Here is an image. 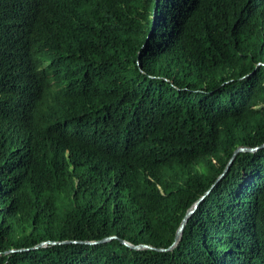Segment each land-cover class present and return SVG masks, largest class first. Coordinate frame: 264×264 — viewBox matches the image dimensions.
<instances>
[{
  "label": "trees",
  "instance_id": "1",
  "mask_svg": "<svg viewBox=\"0 0 264 264\" xmlns=\"http://www.w3.org/2000/svg\"><path fill=\"white\" fill-rule=\"evenodd\" d=\"M262 145L264 0H0V264H264Z\"/></svg>",
  "mask_w": 264,
  "mask_h": 264
},
{
  "label": "water",
  "instance_id": "2",
  "mask_svg": "<svg viewBox=\"0 0 264 264\" xmlns=\"http://www.w3.org/2000/svg\"><path fill=\"white\" fill-rule=\"evenodd\" d=\"M261 147H264V145L260 146V147H255V148H251V147H239L237 150H235V152L233 153V156L231 158V160L229 161L226 169L224 170V172L221 174V176L218 178L217 182H220L223 177L228 173L231 165L233 164L236 156L239 154V153H242V152H256L259 148ZM210 193V191H208L203 197H201L193 206L192 208H190L186 215L184 216L182 222H181V225L180 227L178 228L177 232H176V236H175V241L174 243L172 244V246L169 248V249H163V248H155L153 246H149V245H145V244H141V245H133L125 240H121L122 244H124L126 247H129L131 249H135V250H145V249H149V250H156V251H159V252H165V251H168V250H172L174 249L178 244L179 242L181 241L182 237H183V234H184V231H185V228H186V225L189 221V219L193 216V214L197 211L200 203L204 200V198ZM117 238L116 236H111V237H107V238H104L102 240H99V241H86L84 243L86 244H89V245H98V244H101V243H105V242H108V241H111L113 239ZM70 242H74V243H77V241H70ZM69 241H65V242H52V241H46V242H42L41 244H39L38 246L35 247V249L37 248H40V247H46L48 246L49 244L50 245H57V244H63V243H70ZM83 243V242H81ZM16 250H11V252H15Z\"/></svg>",
  "mask_w": 264,
  "mask_h": 264
}]
</instances>
